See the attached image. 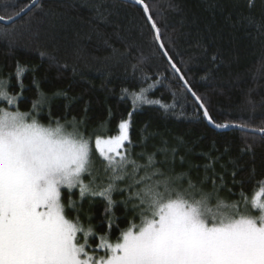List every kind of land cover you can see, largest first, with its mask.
<instances>
[{"label": "trees", "instance_id": "16d2710c", "mask_svg": "<svg viewBox=\"0 0 264 264\" xmlns=\"http://www.w3.org/2000/svg\"><path fill=\"white\" fill-rule=\"evenodd\" d=\"M32 1L0 0V15L15 16ZM142 1L212 121L264 129V0ZM141 90L153 103H134ZM3 91L16 99L15 109L46 125L74 119L90 131L107 123L113 134L128 119L132 160L147 164L153 156L175 188L189 189L191 182L192 191L212 193L213 205L219 199L244 209L243 193L250 208L264 190V134L211 126L162 53L140 4L39 0L14 23H0ZM109 174L96 185H106ZM128 195L114 190L108 212L104 197L86 193L82 199L79 188L63 189L62 201L69 219L78 217L93 231L89 243L97 246L101 237L116 241L131 223L140 224L139 210L125 204Z\"/></svg>", "mask_w": 264, "mask_h": 264}, {"label": "snow or ice", "instance_id": "6c2138e0", "mask_svg": "<svg viewBox=\"0 0 264 264\" xmlns=\"http://www.w3.org/2000/svg\"><path fill=\"white\" fill-rule=\"evenodd\" d=\"M18 16L0 15V23H14ZM138 101L153 103L143 90L135 96ZM129 127L130 121H121L118 134L95 138V150L110 173L101 187L95 178L89 184L82 180L92 163L90 139L59 122L45 127L35 119L29 122L26 113L0 109V264H264V190L252 200V211L259 215L251 214L243 193L241 211L240 202L217 199L213 205L212 193L192 191L191 182L189 189L178 190L172 178L154 167L153 156L147 164L129 158ZM126 179V187L118 188L117 182ZM77 186L82 199L86 193L104 197L106 212L114 204V190L128 192L125 204L139 210L140 224L131 223L114 244L101 237L102 243L91 248V229L86 231L78 217L69 219L62 201L61 188ZM75 208L69 200L67 209ZM90 249L105 254H90Z\"/></svg>", "mask_w": 264, "mask_h": 264}, {"label": "rangeland", "instance_id": "374dc122", "mask_svg": "<svg viewBox=\"0 0 264 264\" xmlns=\"http://www.w3.org/2000/svg\"><path fill=\"white\" fill-rule=\"evenodd\" d=\"M3 90H4V87H3ZM4 91H3L4 96L3 97H0V109H5V110H9V111H19L21 113H26V114H28V120H29V122H31V119H35V115L32 116L30 112L20 111L18 109H15L16 108V104H17L16 103V99L13 98L7 92H4ZM9 101H11V103H9ZM126 120H128V119H126ZM57 122H59V124L61 126L65 127V129L67 131L71 132V131H73V128H75L84 138H87V139H90L91 140V142H92L91 146H92V149H93V151H92V163H91V165L89 167V171L88 172H85L84 174H82V180H83V183L84 184H89V182L92 181L93 178H95V185H96L97 182H98L99 177H101L104 174V171H105L104 169H105L106 161H103V158L100 157L99 154H98V152L95 150V144H94L95 138L97 136H100L102 138H107L108 136L118 134V131L115 132V133H113V134H110V132H109L110 131V127H109V125L107 123L99 124L95 128H93L92 130L88 131L87 128H86V126H85V123L84 122H81L80 123V122H77L74 119H72V120L69 119V120H64V121H57ZM57 122L55 124H52V125H46V124H42V123H39V122L38 123L41 124V125H43V126H45V127H48V126L55 127L56 124H57ZM125 148L127 150V154L129 156V158L130 159H133L132 158V155H131V152L129 150L128 142L125 143ZM89 173H91V175H89ZM87 176L90 177V180L89 181L86 178ZM75 188H79V186H77ZM75 188H72L71 190H73ZM63 189H67V188L66 187H62L61 188V193H62V190ZM259 193L256 196H258ZM247 201H251V200H248L247 199ZM262 202H264V201H262ZM253 208H254V206L251 203V207L248 208L251 211V214L252 215H259V212L252 211ZM243 210L244 209L241 208V211H243ZM91 233L92 234H90L87 237L88 243H89V238L93 235V231L92 230H91ZM104 237H106V236H104ZM107 239H108V241L110 243H113V244L117 242V240L116 241H111V240H109V238H107ZM81 242H83V240ZM101 243H102V240H100V243L98 245H100ZM89 245H91V244L89 243ZM97 246H92L91 245V248L95 249V248H97ZM101 250H98L95 253H91V249L89 251H90V254H94V255H97V256H101V255H104V254H101L100 253Z\"/></svg>", "mask_w": 264, "mask_h": 264}, {"label": "water", "instance_id": "95a60500", "mask_svg": "<svg viewBox=\"0 0 264 264\" xmlns=\"http://www.w3.org/2000/svg\"><path fill=\"white\" fill-rule=\"evenodd\" d=\"M39 0H36V2L33 4V1L25 8L23 9V11H21L19 13V16L16 17L15 21L18 20L19 18H21L22 16H24L26 13H28L37 3H38ZM121 1H125V2H129V3H134V4H140L142 5L144 11H145V6H147V4L142 1V2H138V0H121ZM146 13V17H147V20L148 22L150 23L151 27L153 28V21H152V18H151V15H150V12H149V9H148V6H147V11H145ZM16 16V15H15ZM7 19V18H6ZM10 24V23H9ZM154 32H155V36H156V30L157 28H153ZM157 39V38H156ZM157 42L160 46V49L162 51V53L164 54V56L166 57V59L170 62V64H174L173 61L171 60L170 56L168 55L164 45L162 44V41L160 39V36H159V39H157ZM162 45V47H161ZM175 65V64H174ZM175 69H178L175 65ZM178 74H179V77L182 76L181 72L178 71ZM184 78V77H183ZM182 80V79H181ZM185 79L182 80L184 86L186 87V89L188 90V92L191 94V96L194 98V100L197 102V104L200 106V108L202 109V111L204 112L205 111V106L203 105V103L199 100H197V96L195 94V96L192 95L193 91L192 89L190 88V86L187 84L184 83ZM189 89H191V91H189ZM201 105H203V107H201ZM207 110V109H206ZM208 112V111H207ZM206 117V116H205ZM209 113H208V117H206V120L211 124V126L219 131L221 130H229V129H232V128H239L241 130H244V131H248V132H253V133H259V134H264V131H261V130H264V129H253V128H248V127H244V126H241V125H228L226 127H218L213 121L212 119L209 120ZM211 118V117H210Z\"/></svg>", "mask_w": 264, "mask_h": 264}]
</instances>
